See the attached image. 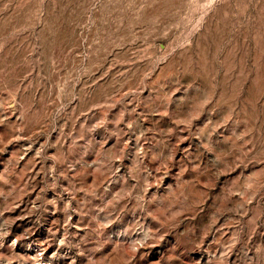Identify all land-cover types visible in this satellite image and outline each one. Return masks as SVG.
<instances>
[{
  "label": "rangeland",
  "instance_id": "rangeland-1",
  "mask_svg": "<svg viewBox=\"0 0 264 264\" xmlns=\"http://www.w3.org/2000/svg\"><path fill=\"white\" fill-rule=\"evenodd\" d=\"M0 264H264V0H0Z\"/></svg>",
  "mask_w": 264,
  "mask_h": 264
}]
</instances>
